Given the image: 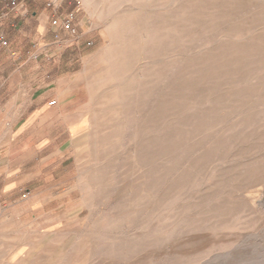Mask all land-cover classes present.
<instances>
[{
    "label": "rangeland",
    "instance_id": "obj_1",
    "mask_svg": "<svg viewBox=\"0 0 264 264\" xmlns=\"http://www.w3.org/2000/svg\"><path fill=\"white\" fill-rule=\"evenodd\" d=\"M92 2L41 0L76 35L39 61L56 120L23 140L0 264H264V0Z\"/></svg>",
    "mask_w": 264,
    "mask_h": 264
},
{
    "label": "crops",
    "instance_id": "obj_2",
    "mask_svg": "<svg viewBox=\"0 0 264 264\" xmlns=\"http://www.w3.org/2000/svg\"><path fill=\"white\" fill-rule=\"evenodd\" d=\"M48 7H43L41 0H0L1 201L11 189L20 186L21 181L15 177L26 163L23 140L27 135L37 140L38 129L56 120V111L48 107L56 101L45 104L51 90L42 83L39 61L50 45L59 49L61 33L72 35L51 23L53 10L60 18L68 12L61 11L60 5ZM34 152L33 145L28 156Z\"/></svg>",
    "mask_w": 264,
    "mask_h": 264
},
{
    "label": "bare ground",
    "instance_id": "obj_3",
    "mask_svg": "<svg viewBox=\"0 0 264 264\" xmlns=\"http://www.w3.org/2000/svg\"><path fill=\"white\" fill-rule=\"evenodd\" d=\"M84 1V3H85V5L87 6V10L90 12V13H92V12H94V3L92 2V0H83ZM143 6V5H142ZM142 8V7H141ZM137 9V8H136ZM147 10V9H146ZM152 10V9H151ZM150 12V11H149ZM111 19V17H106V21L108 22L109 20ZM167 30V29H166ZM178 31V30H177ZM169 32V31H168ZM179 33V32H178ZM163 34V33H162ZM161 34V35H162ZM166 36V35H165ZM168 36V35H167ZM156 38H158V37H156ZM254 40V39H253ZM203 43V42H202ZM114 59V58H113ZM137 67V66H136ZM134 70H135V68H134ZM230 70V69H229ZM139 72V71H138ZM126 79V78H125ZM130 97V96H129ZM133 110V109H132ZM135 127V126H134ZM133 129V128H132ZM94 137V136H93ZM93 143H96V142H93ZM262 146V145H261ZM263 147V146H262ZM163 158V157H162ZM169 158V157H168ZM100 159V158H99ZM165 161H170V160H165ZM100 163V162H99ZM215 163V162H214ZM93 164V163H92ZM91 164V165H92ZM150 164V163H149ZM195 165H193V164H191V167L193 168ZM189 169H190V166H189V164H188V166H187ZM174 171V168L172 167V169H170V168H167V170H165L167 173L169 172V171ZM166 173V174H167ZM166 174H165V176H166ZM241 176V175H240ZM151 179H150V190H151V210H150V212L152 213V215H154V213H155V211H156V208H157V206H159L158 205V203H159V184H161V179H162V176H159V174L157 175V171L156 172H153L152 173V175H151V177H150ZM240 178V177H239ZM163 180H164V178H163ZM230 184V183H229ZM97 187V186H96ZM97 189V188H96ZM125 189V188H124ZM128 189V188H127ZM257 189H259V188H257ZM253 190L252 189V191H251V193L250 194H252V196H251V198H250V204L252 205V206H256L257 204H258V195H259V190ZM129 190V189H128ZM248 191L250 192V190L248 189ZM102 194H104V193H102ZM245 194V193H244ZM248 194V193H247ZM260 194H261V192H260ZM262 195H263V192H262ZM261 195V196H262ZM264 197V196H263ZM206 198V197H205ZM111 209V208H110ZM216 209V208H215ZM262 209H264V208H262ZM109 212V211H108ZM222 215H224V214H221V216ZM200 217V216H199ZM194 218V217H193ZM204 218V217H203ZM198 219V218H197ZM202 219V218H201ZM153 224H154V221H153ZM151 230H149L148 231V233L150 232V235L151 236H153V234L156 232V231H158V229H160V226L159 225H153V228H150ZM201 232V231H200ZM204 232V231H203ZM214 232V231H213ZM232 234V233H231ZM235 234V233H234ZM228 236V235H227ZM200 237V236H199ZM193 238H195V237H193ZM197 239V238H196ZM228 240V239H227ZM190 242V241H189ZM208 242H210V241H208ZM218 242V241H217ZM217 246V245H216ZM238 246V245H237ZM130 247V246H129ZM172 249V248H171ZM150 250V249H149ZM178 250V249H177ZM139 251V250H138ZM140 252V251H139ZM223 253V252H222ZM183 259H186V257L184 256L183 257ZM255 259V258H254ZM262 259V258H261ZM215 260V259H214ZM264 260V259H263ZM173 261H174V258L173 257H171V258H168L167 260H166V263L165 264H174L173 263ZM213 261V260H212ZM218 261H220V260H218ZM207 262V261H206ZM223 262V261H222ZM259 263H260V261H259Z\"/></svg>",
    "mask_w": 264,
    "mask_h": 264
},
{
    "label": "built area",
    "instance_id": "obj_4",
    "mask_svg": "<svg viewBox=\"0 0 264 264\" xmlns=\"http://www.w3.org/2000/svg\"><path fill=\"white\" fill-rule=\"evenodd\" d=\"M50 6V3L47 4ZM73 13L68 12L64 17L60 18L59 13L56 10H53V20L52 25H59L60 28L68 31L73 37L76 35L75 30L73 28ZM54 101H51L50 104H53Z\"/></svg>",
    "mask_w": 264,
    "mask_h": 264
}]
</instances>
